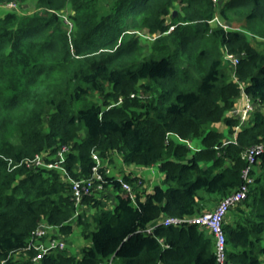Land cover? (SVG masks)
<instances>
[{
	"label": "trees",
	"instance_id": "16d2710c",
	"mask_svg": "<svg viewBox=\"0 0 264 264\" xmlns=\"http://www.w3.org/2000/svg\"><path fill=\"white\" fill-rule=\"evenodd\" d=\"M68 8L71 37L59 15ZM131 29L154 39L143 45ZM242 93L253 111L235 134L228 114ZM262 143L264 0H37L30 16L0 14V264H217L214 237L186 220L240 190L243 154ZM119 153L125 165H158L163 184L148 192L124 176L133 201L104 165ZM94 154L106 183L77 208L72 181L93 175ZM36 155L61 166L27 167ZM252 178L224 223L227 264H264V153ZM43 223L64 238L79 228L80 256L66 244L34 262Z\"/></svg>",
	"mask_w": 264,
	"mask_h": 264
},
{
	"label": "built area",
	"instance_id": "2783aa9c",
	"mask_svg": "<svg viewBox=\"0 0 264 264\" xmlns=\"http://www.w3.org/2000/svg\"><path fill=\"white\" fill-rule=\"evenodd\" d=\"M226 58L231 60L235 67L239 64V57L227 53ZM245 96V95H244ZM246 103L242 109L240 120L241 125L249 122L251 117V112L253 111V105L249 97L245 96ZM240 126L236 128V132L240 130ZM67 147H63L58 156L60 159L63 158L64 153L68 151ZM264 153V144H259L248 149L244 154L243 158L247 162V167L243 171L244 184L239 191L231 194L230 196L224 198L213 210L209 212L202 213L199 216L186 220L196 225H199L203 229L207 230L215 239L216 245V256L217 264H227V239L224 230V223L230 212V210L240 203H242L250 192V187L254 183V178H252V171L254 165L258 161V158ZM94 159L97 162L95 168L93 169V175L88 179L74 180L72 181V197L77 208H79L85 197L91 196L94 193L101 192L104 189L105 176L99 173L100 158L97 154H94ZM29 167H48V168H60L61 164L54 165L53 163H47L42 155H36L31 160H26ZM110 171H107L109 173ZM124 192L133 201H135V193L133 187L123 180H120ZM183 223V220L175 218H166L164 220L165 225H179ZM54 227L48 226L47 224H40L36 231L33 233L32 239L30 241V247L37 250L38 254L34 257V262H39L45 255L55 252L62 251L66 248V242L62 237H53L51 231ZM29 247V248H30Z\"/></svg>",
	"mask_w": 264,
	"mask_h": 264
},
{
	"label": "rangeland",
	"instance_id": "374dc122",
	"mask_svg": "<svg viewBox=\"0 0 264 264\" xmlns=\"http://www.w3.org/2000/svg\"><path fill=\"white\" fill-rule=\"evenodd\" d=\"M36 8H37V0H30L29 2L25 3L23 6H19L18 4L11 3V4H7V5H1L0 6V14L3 15L4 13H7L9 11H14V12H17V13L21 14L22 16L23 15H29L30 16V15L35 13ZM175 12H177V11H175ZM70 14H71V9L70 8H68L66 11H61L59 13L60 17L64 21V24L67 26L66 27L67 34H68V36L71 37L73 29H74V23L69 18ZM217 20H218V23H221L220 19H217ZM238 28H239L238 26H235V29H238ZM128 34H137V35H139L142 38L143 45H149L150 42H152V40L154 39V36H151V35L147 34V32L143 31V30H138L137 31V30H132L131 29V31L128 32ZM231 67H232V65H231ZM236 68L232 67L233 71H235ZM243 96H241L242 98L240 97L241 99L238 101L239 102V103H237L238 105H235L236 109L234 108L235 110L233 109L234 111L233 110H232L233 112L231 111L233 116L229 115L230 117H233V118H235L237 120H238L240 111L242 110V108L239 109L240 105L243 104V106H244V104L247 102L246 99H243ZM95 99H97V98H95ZM243 100L245 101L244 103H243ZM233 137L235 138V134H234ZM192 143L193 142L189 143L190 147H191ZM197 145L200 146V142H198ZM191 149H193V148L191 147ZM194 151H197V150H194ZM110 159H112V158H110ZM111 163L112 164L110 165V167H109L110 162H108V161H105L104 165L108 166L109 169L110 168L112 169V171H113L112 175L113 176L115 175V173H117V171L122 170L124 168L122 156H121L120 153L117 154V158H115L114 161H112ZM9 165L11 167L13 165V162H10ZM27 167H29V166L27 165ZM126 167L128 169H130L131 171H133L134 175H136V176H138L139 174L142 175L143 178L148 183L149 188H153L154 189L156 186H159V185L163 184V179L161 178V175H159L160 174V170H159L158 166H153V168L152 167L146 168V167H140V166H137V165H127ZM14 168H16V167H13L12 169H14ZM153 169H155L159 173L157 177H153V175H152V170ZM230 217H231V215L228 214L227 218L229 219ZM51 234L54 235V236L57 235V237H62L61 235L57 234V230L56 231H54V230L51 231ZM62 238L65 239V242L67 244L69 252L72 255H75V256H80L81 249L87 243L85 241V239L82 237L79 228H77V227L75 228L74 232L71 235H69L67 238H64V237H62Z\"/></svg>",
	"mask_w": 264,
	"mask_h": 264
},
{
	"label": "crops",
	"instance_id": "0c3cea01",
	"mask_svg": "<svg viewBox=\"0 0 264 264\" xmlns=\"http://www.w3.org/2000/svg\"><path fill=\"white\" fill-rule=\"evenodd\" d=\"M218 21V20H217ZM219 24H222V23H219ZM239 29V28H238ZM243 96V95H242ZM242 98V97H241ZM240 98V99H241ZM239 99V100H240ZM243 99H246L245 98V96H243ZM245 101L243 100V103H244ZM237 103H239V102H237ZM236 105H238V104H236ZM243 104H241L240 105V107H239V109L240 108H242L243 109ZM236 109V108H235ZM234 109V110H235ZM233 110V111H234ZM232 111V112H233ZM242 111V110H241ZM240 111V112H241ZM232 112H230L229 114H228V116L230 115V116H233L232 115ZM240 116H241V113L239 114V117H238V119H240ZM236 117V116H235ZM213 127L217 130V131H219V132H222V133H226V132H228L229 131V128L227 127V125L225 124V123H219V124H216V125H213ZM198 142H200V146H198L197 144H198ZM191 147L193 148V150H200V149H202L203 148V146H202V141L201 140H194L193 141V143L191 144ZM115 158H117V154H114V156L112 157V160L114 161V159ZM123 160V159H122ZM112 163H110L109 164V167H110V165H111ZM124 164V163H123ZM127 165H125L124 164V168L122 169V170H119V171H117V173H115V175H114V177H116V178H118L119 180H122L123 178H124V176H130V177H132V178H134V177H138V178H140L141 180H144V183H145V185H144V187L148 190V192H152L153 191V188H149V186H148V183L146 182V180L143 178V176L142 175H138V176H136V175H134L133 174V171H131L130 169H128L127 167H126ZM156 166H158V165H156ZM153 168V167H152ZM158 168H159V166H158ZM109 169V168H108ZM111 170V174H112V169L110 168L109 169V171ZM160 170V169H159ZM158 172L155 170V169H153L152 170V175H153V177H157L158 176ZM159 175H161V178L163 179L164 178V175H163V173L160 171V174ZM160 186V185H159ZM107 192V191H106ZM110 193V195H109V201H108V206H110V207H114L115 205H116V203H117V200H116V193H114V192H112V191H110V192H108V194ZM105 195H107V193H104ZM103 194V195H104ZM112 200V201H111ZM111 203V204H110ZM113 204V205H112ZM218 204V203H217ZM217 204H215L214 205V207L212 208V210L217 206ZM112 205V206H111Z\"/></svg>",
	"mask_w": 264,
	"mask_h": 264
},
{
	"label": "clouds",
	"instance_id": "9594fccd",
	"mask_svg": "<svg viewBox=\"0 0 264 264\" xmlns=\"http://www.w3.org/2000/svg\"><path fill=\"white\" fill-rule=\"evenodd\" d=\"M242 95L247 96L245 93H242ZM247 97H248V96H247ZM249 98H250V97H249ZM250 100H251V99H250ZM239 120H240V119H239ZM240 125H241V120H240ZM240 125H239V126H240ZM243 125H244V124H243ZM237 127H238V126H237ZM237 127H236V128H237ZM240 127H241V126H240Z\"/></svg>",
	"mask_w": 264,
	"mask_h": 264
},
{
	"label": "water",
	"instance_id": "95a60500",
	"mask_svg": "<svg viewBox=\"0 0 264 264\" xmlns=\"http://www.w3.org/2000/svg\"><path fill=\"white\" fill-rule=\"evenodd\" d=\"M174 15H177V12H175Z\"/></svg>",
	"mask_w": 264,
	"mask_h": 264
}]
</instances>
